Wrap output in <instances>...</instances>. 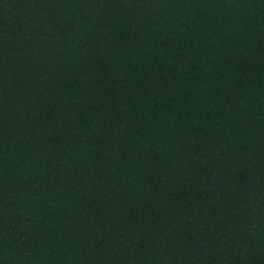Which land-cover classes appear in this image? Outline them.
<instances>
[{
    "label": "trees",
    "instance_id": "1",
    "mask_svg": "<svg viewBox=\"0 0 264 264\" xmlns=\"http://www.w3.org/2000/svg\"><path fill=\"white\" fill-rule=\"evenodd\" d=\"M0 264H264V0H0Z\"/></svg>",
    "mask_w": 264,
    "mask_h": 264
}]
</instances>
